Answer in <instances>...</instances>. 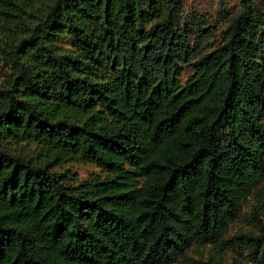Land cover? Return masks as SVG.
<instances>
[{
	"label": "trees",
	"instance_id": "obj_1",
	"mask_svg": "<svg viewBox=\"0 0 264 264\" xmlns=\"http://www.w3.org/2000/svg\"><path fill=\"white\" fill-rule=\"evenodd\" d=\"M228 3L0 0V264H173L223 241L264 180V8ZM73 163L101 173L54 169ZM233 240L264 264V225Z\"/></svg>",
	"mask_w": 264,
	"mask_h": 264
},
{
	"label": "rangeland",
	"instance_id": "obj_2",
	"mask_svg": "<svg viewBox=\"0 0 264 264\" xmlns=\"http://www.w3.org/2000/svg\"><path fill=\"white\" fill-rule=\"evenodd\" d=\"M226 1L232 6L230 9L231 13L235 12L240 5V0ZM186 2L189 5L201 3L203 8L211 4L212 8H216L219 0H186ZM258 2L264 8V0H258ZM4 18L0 12V39L5 36L2 26ZM226 31L227 24L217 25L214 33L200 45L199 50L204 52L221 44L225 38ZM190 33L192 42H194L192 30H190ZM14 77L15 70L8 57L0 53V87L6 85ZM2 139L12 144V141H7L3 137ZM65 167H70L74 173L80 176L81 180L89 179L93 174L101 173L99 168L93 164L73 163L68 166L65 164L64 167L56 166L54 169L61 171ZM262 225H264V180L262 185L244 201L239 218L230 224L223 241L221 240L217 244L193 245L173 264H263L259 260L252 258L248 249L233 240V237L238 234L249 232L259 234Z\"/></svg>",
	"mask_w": 264,
	"mask_h": 264
}]
</instances>
